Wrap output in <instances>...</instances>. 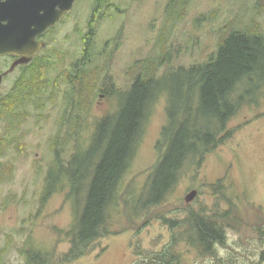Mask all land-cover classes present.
<instances>
[{
	"label": "rangeland",
	"instance_id": "374dc122",
	"mask_svg": "<svg viewBox=\"0 0 264 264\" xmlns=\"http://www.w3.org/2000/svg\"><path fill=\"white\" fill-rule=\"evenodd\" d=\"M95 7V0H76L61 24L50 28L53 43L36 58L34 66L49 67L43 105L31 108L14 136L22 148L12 144L0 158V167L14 166L11 181L0 184V264H28L31 250L49 254L48 264H61L57 258L68 251L69 242L59 231L70 229L75 212L72 200L67 199L71 191L67 178L44 198L48 171L57 160L55 150L66 164L76 151H86L95 123L117 109L119 97L138 76L147 75L158 89L109 208L108 227L116 233L96 241L85 256L66 264H142L148 254L161 251L175 237L178 240L181 223L192 215L212 217L224 237L205 256L181 242L180 250L186 254L177 264H264L261 95L239 109L228 123L232 135L199 166L186 165L160 206L142 210L138 203L160 158L157 146L167 124V95L160 89L164 77L207 62L231 31L263 34L264 0H108L94 16ZM91 21L94 38L83 68ZM10 64L0 57V75ZM22 74V66L7 73L0 95L7 94ZM68 77H83L86 90L82 101L76 96L74 118L61 125L62 117L69 114L65 111L71 90ZM90 85L95 89L90 91ZM109 91L117 92L115 98L100 99ZM90 100L89 107L79 105ZM191 191L197 195L186 203ZM170 222H176V227Z\"/></svg>",
	"mask_w": 264,
	"mask_h": 264
},
{
	"label": "trees",
	"instance_id": "16d2710c",
	"mask_svg": "<svg viewBox=\"0 0 264 264\" xmlns=\"http://www.w3.org/2000/svg\"><path fill=\"white\" fill-rule=\"evenodd\" d=\"M107 1L95 0L94 16ZM93 23L90 22V32L85 38V52H90L92 47ZM36 60L22 66L23 74L11 90L0 95V158L12 144L22 148L14 136L31 108H37L36 104L44 100L49 67L34 66ZM164 78L160 89L167 95V124L161 130L157 146L160 158L138 200L142 210L160 206L178 184L188 163L199 166L207 154L232 135L228 123L241 107L255 103L253 99L259 95L264 99V33L231 31L207 62L179 68ZM82 79L67 78L71 90L65 111L69 114L62 117L61 125L74 118L71 113L77 108L76 96L81 101L84 99L86 85ZM89 89L92 91L95 86L90 85ZM156 89V81L151 76H138L119 97L115 113L95 123L86 151H76L66 164L55 150L57 160L48 171L44 198L53 195L67 178L71 189L67 199L72 200L75 212L70 229L65 233L59 231L69 242L68 251L57 258L59 263H70L85 256L93 243L116 233L108 227L109 208L135 154ZM84 104L89 107L91 100L89 104L79 105ZM72 128L74 132L78 129L76 124ZM13 168L12 163L0 167V184L11 181ZM170 223L172 228L176 227V222ZM181 226L183 232L178 240L175 237L161 251L148 254L142 264L179 263L186 254L180 250L181 242L185 248L205 256L224 237L222 227L212 217L192 215ZM27 255L28 264H48L51 259L49 254L40 251L31 250ZM261 260L264 263V251Z\"/></svg>",
	"mask_w": 264,
	"mask_h": 264
},
{
	"label": "water",
	"instance_id": "95a60500",
	"mask_svg": "<svg viewBox=\"0 0 264 264\" xmlns=\"http://www.w3.org/2000/svg\"><path fill=\"white\" fill-rule=\"evenodd\" d=\"M75 1L0 0V57L19 58L7 73L32 61L41 48L35 38L56 26L72 10ZM196 195V191H191L185 202L190 203Z\"/></svg>",
	"mask_w": 264,
	"mask_h": 264
},
{
	"label": "flooded vegetation",
	"instance_id": "af4514ba",
	"mask_svg": "<svg viewBox=\"0 0 264 264\" xmlns=\"http://www.w3.org/2000/svg\"><path fill=\"white\" fill-rule=\"evenodd\" d=\"M75 4V3H74ZM74 4H73V6H74ZM71 12V11H70ZM69 12V13H70ZM69 13H67L57 24H56V26H58L59 24H61V22L66 18V16L69 14ZM56 26H54V27H52V28H55ZM52 32L53 31H50V28L49 29H47L45 32H43L42 34H40L39 36H37L36 38H35V41L36 42H38V43H40L41 44V48H40V50L38 51V53L32 58V61L28 64V65H30L36 58H37V56L41 53V52H43V51H45L48 47H49V45L50 44H52L53 43V41H52V39H50V38H52L51 37V34H52ZM85 48H84V51H83V59H82V61H81V66L80 67H85L86 66V64H87V62H86V59H84L85 57H87V53L88 52H85ZM84 54H85V56H84ZM3 59H7V61H11V64H10V67L11 66H13V64L19 59L18 57H15V56H13V55H10V56H5V57H2ZM28 65H18V67H20V66H28ZM77 66H79V64H77ZM18 67H16V68H18ZM15 68V69H16ZM14 69V70H15ZM13 72V71H12ZM11 73V72H10ZM5 75H7V72H5V73H3L2 75H0V83L2 82V80H3V78L5 77ZM115 95H117V92L116 91H114V93H112L111 91H109V92H104L103 94H101V95H99L100 96V99H107L108 97L109 98H115ZM115 111H116V107H115V110L113 111V112H111V113H108V115H106V116H104V117H102V119H104V118H106V117H108V116H111V114H113V113H115Z\"/></svg>",
	"mask_w": 264,
	"mask_h": 264
}]
</instances>
